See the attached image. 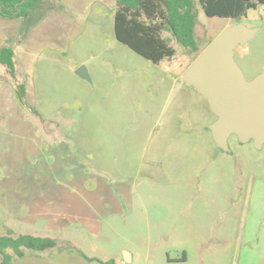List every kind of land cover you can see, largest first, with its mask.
<instances>
[{
    "label": "rangeland",
    "instance_id": "rangeland-1",
    "mask_svg": "<svg viewBox=\"0 0 264 264\" xmlns=\"http://www.w3.org/2000/svg\"><path fill=\"white\" fill-rule=\"evenodd\" d=\"M193 2L200 52L238 22L261 28L236 51L235 60L247 80L262 73L264 5L238 20L208 18L199 0ZM60 10L61 4L46 0L28 17L0 23V50L13 48L18 63L15 79L0 63V235L9 229L36 234L33 226L11 215L9 195L14 190L24 193L26 187L48 186L45 178L70 179L80 173L78 152L67 135L75 127L98 130L101 139L115 132L127 139L123 152H95L94 163H105L107 156L113 170L119 165L121 178L109 181L115 189L120 181L127 184L129 194L119 199L120 212L96 233L67 227L53 237L56 248L28 250L26 258H15L13 264H100L124 260L126 253L132 260L125 264H264V148L257 150L236 137L229 141L231 153L216 146L209 131L216 117L210 109L207 114V101L167 72V67H178L184 74L195 54L165 32L176 56L154 64L117 40L109 15L83 24L87 29L76 38H62L60 20L43 23L47 14ZM29 55L34 64L27 75ZM82 66L91 80L76 73ZM21 83L28 84L29 108L17 98ZM175 112L192 119L183 124L187 136L177 135ZM149 126L157 134V146L172 140L169 148L157 152L156 161L143 151L141 140ZM180 136L184 140L178 147ZM95 170L89 173L107 177ZM36 179L40 183L33 185Z\"/></svg>",
    "mask_w": 264,
    "mask_h": 264
},
{
    "label": "crops",
    "instance_id": "crops-1",
    "mask_svg": "<svg viewBox=\"0 0 264 264\" xmlns=\"http://www.w3.org/2000/svg\"><path fill=\"white\" fill-rule=\"evenodd\" d=\"M50 1L51 0H47V3ZM53 1L61 4L62 9L64 10H60L59 12H50L46 16L47 19L43 20V23L51 24L56 23L57 19L60 20L59 22L64 24L63 28H61V33L63 35L62 38L68 37L70 39L82 35L87 29L86 27L84 28L85 24H87L88 22H94L95 18L102 19L104 16L106 17L109 15L111 20L113 19L114 22V16L117 8L116 0ZM45 3L46 0H42L40 7ZM11 20L12 19H7L0 15V23L10 22ZM83 24L84 26L82 27ZM66 30L68 31V33L72 31L73 35L65 36ZM15 63L16 70H18L16 53ZM33 64V57L31 55L26 56L24 66L27 75L29 74V71L31 70ZM120 68L123 69L124 67ZM167 72L169 78L174 79V82L176 81L177 84L185 85L182 79L183 74L181 75L178 67H167ZM172 74H174V77H172ZM90 76L92 79H94V75H92L91 72ZM175 77H180L183 83L181 84L179 82L180 80ZM25 87L27 97L29 94L27 83L25 84ZM186 90L185 92H190L188 91L189 89ZM206 107L207 114L210 115L209 106ZM184 111L187 114V111L189 110L187 109V107H185ZM181 115L182 118L185 117V119H182ZM208 115L207 119L209 118ZM172 120L175 122L177 127L180 126V130H178V133L176 132L177 135L186 133L187 129L184 130V125H187L189 121L192 123V119H188L187 115L184 116V114L176 112L172 116ZM153 129V127L149 126L146 134L141 140L143 151H147L150 153L148 155L150 161H156L157 152H164L166 149V145H168V148L170 147V145H172V140H168L167 144L157 146V134L152 135ZM67 135L71 137V143H73L78 152L80 173L78 175H74V177L71 176L70 179L61 178L58 176L45 178L47 183L49 184L48 186L44 185V187L42 186L41 188H39L38 186L36 187V189H34L35 187H26L24 189V193H18L14 190L9 195L8 206L9 210L11 211V215H16L17 219L21 221V223L30 224L31 226H33L36 234H15L12 229H9L13 236L15 235L16 237L19 235H32L36 237H49L54 239L53 237L58 238L57 235L61 233V231H66L68 229L67 227L76 226H81L86 231L96 233L100 229L101 224L107 221L110 216L115 215L118 210L120 212L119 199L128 197V185L120 181L119 183H121V186L118 189H115L112 186L113 183L111 182V180L109 181L110 177L121 178V174L123 173L119 169L120 166L117 165V170H113L114 164L112 161H110V159L109 161H106L107 156L105 157V163H103V161H101L100 164L94 163L96 161L94 160V155L95 152H104V150L105 152H109L114 148L118 150L120 148L121 152H123L127 139L124 138L123 135L119 132L107 135V140L103 138L101 139L98 138L99 135H101L99 134L98 130L88 131L87 129L82 127H75L71 129V131H69ZM184 136L187 135L184 134ZM183 140L184 139H182V136L176 139L175 141H179L176 146L181 147L183 144ZM189 147H192L191 144L186 146L185 148L188 149ZM120 159L122 160L121 157ZM119 162L120 160L118 161V163ZM81 166H83V168L85 166L86 169L84 168L82 170ZM91 169H98L102 171L107 177H98V175L91 174L89 173V170ZM12 183L18 185L20 181L18 178H14L12 179ZM25 183L31 184L32 182L29 183L28 181H26ZM38 183H40L39 179H36V181L33 182V185H38ZM22 210H24V212ZM27 252L28 250L25 251V255L21 259H24L26 258V256H28ZM111 260H114L116 264H125L124 260ZM14 262H12V264Z\"/></svg>",
    "mask_w": 264,
    "mask_h": 264
},
{
    "label": "trees",
    "instance_id": "trees-1",
    "mask_svg": "<svg viewBox=\"0 0 264 264\" xmlns=\"http://www.w3.org/2000/svg\"><path fill=\"white\" fill-rule=\"evenodd\" d=\"M42 0H0V15L5 18H26L37 10ZM114 29L117 40L146 60L160 64L176 56L170 40L164 37L168 32L171 39L195 54H201L195 36L198 12L193 0H116ZM208 18L243 19L250 10L264 5V0H199ZM0 63L6 67L12 79L16 78L15 52L11 47H2ZM21 105L28 107L25 100L26 87L21 83L16 90ZM56 241L49 237L32 235L13 236L10 231L0 235V264H12L15 258H22L26 250L43 252L56 247ZM11 252V253H10ZM92 261V259H89ZM100 264H116L114 260L100 261Z\"/></svg>",
    "mask_w": 264,
    "mask_h": 264
},
{
    "label": "water",
    "instance_id": "water-1",
    "mask_svg": "<svg viewBox=\"0 0 264 264\" xmlns=\"http://www.w3.org/2000/svg\"><path fill=\"white\" fill-rule=\"evenodd\" d=\"M242 22L226 28L191 63L183 74V82L193 88L208 103L216 117L209 126L216 146L230 153L229 141L236 137L242 144L253 143L264 148V71L247 80L235 60V53L245 47L260 32ZM91 80L86 67L76 72ZM125 263L131 262L126 253Z\"/></svg>",
    "mask_w": 264,
    "mask_h": 264
},
{
    "label": "flooded vegetation",
    "instance_id": "flooded-vegetation-1",
    "mask_svg": "<svg viewBox=\"0 0 264 264\" xmlns=\"http://www.w3.org/2000/svg\"><path fill=\"white\" fill-rule=\"evenodd\" d=\"M231 153V152H230Z\"/></svg>",
    "mask_w": 264,
    "mask_h": 264
}]
</instances>
